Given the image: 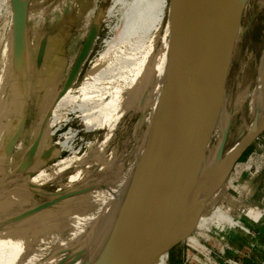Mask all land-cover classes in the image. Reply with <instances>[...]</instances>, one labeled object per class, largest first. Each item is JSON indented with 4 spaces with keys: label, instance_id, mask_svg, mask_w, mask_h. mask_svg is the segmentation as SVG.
<instances>
[{
    "label": "rangeland",
    "instance_id": "1",
    "mask_svg": "<svg viewBox=\"0 0 264 264\" xmlns=\"http://www.w3.org/2000/svg\"><path fill=\"white\" fill-rule=\"evenodd\" d=\"M131 2L132 0H22L27 6V26L20 40L16 36V12L13 10L12 16L7 3L0 0V72L4 69L6 61L4 48L10 37L12 44V65L8 85L4 91H0V104L10 106L11 114L9 123L6 119L0 120V205L11 195L21 199L0 210V219L8 214H15L21 218L47 202L59 200L54 207L18 219L9 225L11 227L16 225L15 227L26 231L32 230L31 232L36 230L39 238L46 239L49 244L59 243L67 236V232L61 230L59 217L63 216L62 211L68 204L88 192L96 193L93 213L100 214L107 206L108 190L120 188L131 180L140 154L143 157V153L146 152L151 126L153 127L156 119L154 107L163 96L162 75L165 68L160 71L156 66L166 56L172 34L170 25L173 0H167L162 27L160 30L152 31L148 55L142 61V69L150 68L147 84L145 79L137 81L136 77L126 82L123 98L130 94L134 86L141 88L142 92L139 93L136 103L125 102L120 110L115 112L119 115L114 113L118 121L110 137L107 136L109 129L96 126L89 128L77 112H69L57 126L47 129L56 104L64 95L69 90L74 95L80 94L84 78L105 51L108 41L119 34L123 16ZM39 3L48 8L47 13L42 14L39 8L40 13L29 18L30 8ZM263 56L264 0H251L242 16L226 86V106L231 121L227 154L254 124L257 111L255 91ZM135 72L137 73V69ZM114 87L115 85H112L102 93L101 98H104V101L109 100L108 93ZM245 91L252 96H249L248 103L242 107L237 102ZM150 99L153 100L152 104L149 103ZM147 103L151 104V107ZM125 106L124 114L122 111L125 110ZM6 123V127L3 128ZM213 135L209 145L215 143L217 139V135ZM263 137L264 134L252 145L240 163L246 162L258 151L261 144L259 140ZM85 156L87 158L85 161L82 160L83 163H77V166L65 170L48 183L36 187L29 182L42 170L59 161ZM159 157L161 152L158 159ZM240 172L239 169L232 171L230 177L233 175L234 181L230 182V177L228 178L226 184L210 200L203 218H210L216 209L223 208L231 216H237L240 206L234 199L236 197L233 192L238 191L235 187L239 184H236L235 180ZM263 209L256 206L249 212L256 210L262 215ZM70 216L72 214H66L62 219L65 222ZM218 229V226L211 229H196L187 239L188 242L184 241L170 253L163 254L166 264H199L193 260L197 254L206 261L204 264L209 263L206 258H211L214 264V257L220 259L221 253L227 256L230 249H235L230 238L236 237L239 240L242 235L233 229L226 233L223 240V231L220 232ZM43 231L49 235L41 236L44 235ZM114 238L117 237L112 238L109 249L104 247L105 251L97 264L110 254H115L113 255L115 260L120 261L118 259L120 257L122 259V254L119 253L123 252L121 250L124 244ZM74 242L76 240L72 241L73 245L76 244ZM84 251L75 256L70 248H67L54 264H79V261L92 257L96 250H93L90 243L84 247Z\"/></svg>",
    "mask_w": 264,
    "mask_h": 264
},
{
    "label": "bare ground",
    "instance_id": "2",
    "mask_svg": "<svg viewBox=\"0 0 264 264\" xmlns=\"http://www.w3.org/2000/svg\"><path fill=\"white\" fill-rule=\"evenodd\" d=\"M2 1L7 3V7L11 10V15L13 16V10L14 13L16 12L13 0ZM234 1L235 0H202L201 20L203 23H208V26L205 28L203 27L196 38V47L199 53L194 64L196 100L200 110L207 113V123L215 126L213 134L217 135L215 143L208 146V161L210 165L215 158L221 138L230 123V114L226 106V95L219 83L229 62L230 42L228 45L226 44L225 47L217 49L210 41L212 37H220L224 33L226 20L228 19L229 11ZM166 7L167 0H132L129 9L123 16L119 34L114 39L108 41L105 51L100 55L94 67L84 78L80 94L74 95L71 90H69L67 94L64 95L58 104H56L53 117L51 121H49L50 124L47 129L50 130L55 127V125L57 126L60 121L66 118L69 112H77L80 113V117L89 128L96 126L98 128L104 127L109 129L108 135L107 133L105 135L110 137V133H112L115 123L118 121L117 116L115 117L114 115H119V113L117 114L115 112L121 108L125 102L128 104L136 103L142 92V90H140L141 88L134 86L133 89L131 88L132 90L130 89V94L126 96V98H123L126 82L136 77L137 81L145 79V84H147L150 68L146 70V67H144L142 69V61L148 55V44L152 31L160 30L162 27L166 15ZM171 7L172 15L170 26L172 27V34L169 38L166 56L163 61L159 62L156 66L160 68V71L165 68L162 75L164 76L163 96L155 104L154 112L156 113V119L153 127L151 126L146 152L143 153V157L140 154L131 180L127 181L125 185L120 188L108 190L109 198L106 204L107 206H105L104 210L98 215L93 213V209L96 206V202L94 201L95 196H97L96 193L93 194L88 192L78 197L71 204H68V207L62 211L63 216L59 217V224L62 225L61 230L67 232V236L56 244H49L46 239H40L36 230L31 232L32 230L26 231L23 228L15 227L16 225L13 227L9 226L10 223L18 221V219L20 220V217H17L15 214H8L4 217L1 216L0 264H54L62 251L67 250V248H70L72 254L78 256L83 253L84 247H87L90 243L93 250H97L100 246H104L105 249L108 248L112 243L113 237H117L114 239H116V241L119 239L118 241L124 244L121 250L123 252L119 253L122 254V259L120 257L118 258L120 261L115 260V256H113L115 254H110L109 257L98 264H123L125 262L134 244V222L138 220L137 226L140 228L150 223L148 216L146 218L143 217L145 210L152 199H154L157 205L161 191L165 151L163 104L166 97L169 59L177 30V0H173ZM39 8L42 14L48 11V8L43 6V3L34 4L29 10V18H32L36 13L39 14ZM231 33L232 40L235 30L232 29ZM4 50V59L6 61L4 62V69L0 72V91L5 90L11 73V37L8 39ZM136 69L137 73L135 72ZM133 73L134 76H132ZM145 74H147V76ZM260 81L261 91L259 92ZM263 81L264 56L262 58L258 86L257 88L255 87V100L258 103L261 99L264 108ZM112 85H115V87L108 93L109 100L104 101V98H101L102 93ZM249 96L248 91L243 92L238 99V105L244 107L248 103ZM150 100L149 103H153L154 98ZM151 104L148 105L150 106ZM126 106L125 110L123 109L124 112L122 111L124 114L126 113ZM144 106L143 108H145ZM0 116L1 121L6 119L7 123H9L11 119L10 106H6L4 103L0 104ZM119 117L120 116H118V118ZM7 123L3 128L6 127ZM65 145L67 146V144ZM105 145H101V147ZM160 152L161 157L158 159ZM226 156H228V154ZM82 158L77 159L76 157H71L59 161L55 165L42 170L39 175L33 177L29 182L36 187L48 183L55 177L61 175L65 170L75 166L77 163H81L82 160L85 161L87 156ZM218 179V174L211 177V189L216 186ZM15 201L19 202L21 199L14 195L9 196L8 200L0 205V210L8 208L7 206L15 203ZM131 207L135 208L134 210L132 209L133 212L128 216L125 215V217H121V215L127 213ZM223 209H216L210 218H203L202 215L198 222L197 229H211L214 226H218L220 232L223 231L224 237L223 235L220 236L223 237L224 240L226 233L233 229L247 235V231L250 229L247 226V220L250 219L258 222L261 219V214L256 210H252L249 214H238L236 217H233ZM66 214H72V216L64 222L62 218ZM132 216L135 217V221H132L133 225L130 226L129 218ZM119 218L121 219V224L118 226ZM143 230L144 228L138 231L139 236L141 233H144L142 232ZM43 232L44 235L41 236L46 237V235H49L48 232ZM43 232L41 234H43ZM37 239L40 240L36 241ZM74 240H76V242H74L76 244L73 245L72 241ZM119 243L120 242H118V244ZM88 260L89 259H83L79 261V264H87ZM155 264H166L164 256L161 255Z\"/></svg>",
    "mask_w": 264,
    "mask_h": 264
},
{
    "label": "water",
    "instance_id": "3",
    "mask_svg": "<svg viewBox=\"0 0 264 264\" xmlns=\"http://www.w3.org/2000/svg\"><path fill=\"white\" fill-rule=\"evenodd\" d=\"M250 1L235 0L226 20L224 33L220 37H212L210 41L217 49L230 42L229 62L219 82L225 95L242 16ZM13 3L17 17L16 36L21 40L26 32L27 6L22 0H13ZM201 10L202 0H177V30L169 59L163 104L165 151L161 191L157 205L152 199L145 210L143 217L148 216L150 223L144 227L140 225L144 228L143 234L138 235V231L142 229L137 226L138 220L135 221L133 216L129 218L130 226L135 221L134 244L123 264H155L161 255L170 253L186 241L197 229L210 200L226 184L243 156L264 134V108L260 99L256 102V118L251 130L226 156L230 121L215 158L209 164L208 146L215 126L207 123V113L198 107L194 76V64L199 54L196 47L197 34L208 26V23L201 20ZM232 29L235 34L231 40ZM260 88L261 81L259 92ZM216 174L219 179L211 189V177ZM58 203L59 200L47 202L21 218L54 207ZM132 209L135 208H131L133 212ZM131 211L121 217L128 216ZM120 220L119 218L118 226L121 224ZM103 251L104 246L98 247L87 264H97Z\"/></svg>",
    "mask_w": 264,
    "mask_h": 264
},
{
    "label": "crops",
    "instance_id": "4",
    "mask_svg": "<svg viewBox=\"0 0 264 264\" xmlns=\"http://www.w3.org/2000/svg\"><path fill=\"white\" fill-rule=\"evenodd\" d=\"M259 141L261 144L258 151L251 155L246 162L239 163L234 169V171L236 169L241 171L235 180V183L239 184L238 187H235L238 191L233 192L236 197L234 199L240 206L238 214H249V211L256 206L264 208V137ZM229 180L230 182L234 181L233 175ZM247 224L253 232L252 235L247 236L240 232L241 239L230 238L235 249H230L227 256L239 260L241 264H264V217H261L258 222L248 219ZM197 255H194L193 260L204 264L206 261ZM214 258V264H227L221 259Z\"/></svg>",
    "mask_w": 264,
    "mask_h": 264
},
{
    "label": "built area",
    "instance_id": "5",
    "mask_svg": "<svg viewBox=\"0 0 264 264\" xmlns=\"http://www.w3.org/2000/svg\"><path fill=\"white\" fill-rule=\"evenodd\" d=\"M250 213V212H249ZM262 215H261V217H264V209L262 210ZM252 232L251 231H248V234L250 235ZM252 235V234H251ZM223 258V259H222ZM206 259H208V261H209V263L210 264H213V262H212V260H211V258H206ZM220 259H222V261H224L225 263H227V264H239V262H237V261H235V260H233V259H231V258H228V256H226V254L225 253H221V256H220Z\"/></svg>",
    "mask_w": 264,
    "mask_h": 264
},
{
    "label": "trees",
    "instance_id": "6",
    "mask_svg": "<svg viewBox=\"0 0 264 264\" xmlns=\"http://www.w3.org/2000/svg\"><path fill=\"white\" fill-rule=\"evenodd\" d=\"M243 160V159H242Z\"/></svg>",
    "mask_w": 264,
    "mask_h": 264
}]
</instances>
